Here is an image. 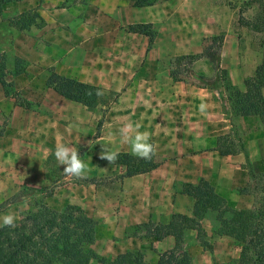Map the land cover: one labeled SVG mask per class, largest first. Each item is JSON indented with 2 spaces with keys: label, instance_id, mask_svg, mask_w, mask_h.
Returning a JSON list of instances; mask_svg holds the SVG:
<instances>
[{
  "label": "crops",
  "instance_id": "crops-1",
  "mask_svg": "<svg viewBox=\"0 0 264 264\" xmlns=\"http://www.w3.org/2000/svg\"><path fill=\"white\" fill-rule=\"evenodd\" d=\"M202 1L197 15L199 0H20L3 6L0 56L12 94L6 96L0 86V204L20 186L37 190L54 180L44 165L58 163L55 147L64 143L80 151L87 171L79 178L93 184L77 182L85 193L76 199L71 196L75 182L64 176L66 189L55 187L47 206L55 211L77 206L95 222L89 247L96 256L112 260L138 252L144 263L158 264L174 238L149 237L147 225H168L174 215H182L200 231L186 230L182 236L191 264L211 258L214 264H236L233 240L213 233L214 214L195 211L193 200L180 193L182 184L202 179L224 199L229 216L253 205L252 196L237 192L248 182L247 169L264 173V119L225 115L214 92L198 86L197 76L213 74L209 52L217 35L222 36L218 66L231 84L241 90L256 67L237 57L232 11L215 0ZM28 12L33 22L16 29L11 22ZM223 15L225 20L230 16L228 21L221 20ZM190 55L202 56L188 66L185 60L176 63ZM52 73L114 96L97 133L100 118L92 124L90 111L45 85ZM182 73L193 82L176 77ZM137 123L140 132L151 134L155 167L121 177L125 168L119 156L139 157L122 141L120 130ZM234 134L245 155H220L218 147L234 143ZM104 146L119 153L115 164L99 158ZM116 173L106 187L96 186L98 179ZM206 242L208 256L200 253Z\"/></svg>",
  "mask_w": 264,
  "mask_h": 264
},
{
  "label": "trees",
  "instance_id": "trees-1",
  "mask_svg": "<svg viewBox=\"0 0 264 264\" xmlns=\"http://www.w3.org/2000/svg\"><path fill=\"white\" fill-rule=\"evenodd\" d=\"M20 0H0V14L4 5ZM247 5H253L255 11L251 19L239 16L237 24L258 36L260 49V65L264 68V0H251ZM35 16L29 12L17 17L12 25L18 29H25ZM221 35L211 38L212 50L210 53L213 74L210 77L197 76L198 86L214 92L216 99L221 102L222 113L235 117L255 116L263 122L264 99L261 92L262 76L253 75L242 81V89L230 83L224 70L218 66V45ZM202 55L183 56L176 59V63L185 60V65L200 58ZM4 62L0 57V86L6 96L10 93L11 84H6L4 78ZM259 71V70H258ZM45 85L65 100L74 102L92 111L98 104H102L105 111L109 102L100 88L73 79L50 74ZM101 126V118L96 125V133ZM235 142H228L226 146H219L220 155L243 153L245 151L240 139L234 134ZM119 164L125 168L121 177H131L146 173L155 167L151 159L132 157L128 154L119 156ZM248 182L240 189L239 194L253 197V205L248 209H239L227 216L224 199L214 194L211 186L200 179L196 184H182L180 193L193 200V209L197 212H211L214 214L216 227L213 233L233 240L238 247L236 264H264V173H254L247 169ZM83 183L93 184V180H82ZM23 188L19 193L12 195L0 204V212L8 205L24 202L33 193H27ZM35 195L42 191H33ZM51 189L43 193V197L51 196ZM27 198V199H26ZM39 209L22 217L14 228L4 226L0 228V264H88L94 261L98 264H146L138 252L119 254L112 260L96 256L90 249L94 240L95 222L86 220L82 223V211L76 206L66 205L62 210L55 211L42 206L38 201ZM197 230L193 220L174 215L170 224L151 226L147 225V236L159 240L165 236L174 238L173 248L159 258L158 264H191L190 258L183 250L182 236L186 230Z\"/></svg>",
  "mask_w": 264,
  "mask_h": 264
},
{
  "label": "rangeland",
  "instance_id": "rangeland-1",
  "mask_svg": "<svg viewBox=\"0 0 264 264\" xmlns=\"http://www.w3.org/2000/svg\"><path fill=\"white\" fill-rule=\"evenodd\" d=\"M215 4L219 5V6L224 5L230 11H232V17H231L230 25H232V29L235 33L234 37H236L235 41H236L237 50H238L237 57H238V59H240L242 61L243 60L247 61L249 63V65H251V67H255V65H256V67L254 69V75H257L258 77H260V75L262 76L261 89L264 91V68H259V65H260V49L258 47V39L259 38H258V36H256L255 34L250 32L249 30H247L246 28L241 27L237 24V19L239 16H241L247 20L251 19V17L254 14L255 7L253 5H247L246 2H243V0H215ZM203 6H204L203 1L199 0L198 4L196 6V11H195L196 15H197V9L200 12L201 9L203 8ZM229 17H227L225 20V16L223 15V17L221 16V20L223 22L228 21ZM3 38L4 37L0 35V44L2 43ZM216 45H218V42H215V47H216ZM0 57L2 58V56H0ZM183 62L184 61H182V63ZM187 75L182 73L181 75H178L176 77H181V78L185 79L188 83L193 82V80ZM195 84L197 85L198 82ZM104 99H105V101L109 102V104L111 105L112 102L114 101V96L109 95V94L108 95L104 94ZM103 109H104V106L102 107L101 104H99L96 106L95 109L90 111L92 124H94V125L96 124V121L101 117V114L104 117V112H102ZM103 120H104V118H102V122H103ZM94 133H95V130H94ZM236 134H237V132H236ZM44 169L46 171L51 170L53 172V174H52L53 178L52 179H54V180L49 181L48 184H46L42 189L35 190V189H31V188L24 187V186H20L17 189H15L12 195L17 194L23 188H26V189H28L27 193H33L34 197H31L30 199H28L24 202H21V203H17L14 205H8L0 213V217H2L4 214H8V213L15 214L16 224H17L22 217H24V216L28 215L29 213L34 212L37 209H39L38 201L41 200L42 206L48 208L47 205L50 203V201L43 197V193H45L48 189H51L52 192H54L56 189L55 187L64 186V184H66L67 182L65 180H63V177L65 176V174L63 172V169H64L63 165H60L59 163H56L54 161H50V163H48V162L45 163ZM114 176L115 177L112 176L111 178H108V179H106V178L105 179H102V178L98 179L96 181V186L101 187V188L106 187L107 184H109V183H111L117 179L116 178V177H118L117 173ZM73 178H74V180L73 179L68 180V181H71L72 183L75 182L74 183L75 186H73L71 188L76 189V191L74 193H72L71 196H73L75 198L79 197V196L81 197L82 195H84L85 192H84V189L81 188L79 184H77V182H80L82 180V178H76V177H73ZM65 187H66V185L64 186V188ZM33 191H42V192L40 194L37 193L38 196H36L35 192H33ZM9 197H11V196H6V199ZM62 199H64V198H62ZM47 200H48V202H47ZM78 201H80V199ZM90 221H93V220H90ZM84 224H87V223H86V220L84 218V215H82L81 225H84ZM0 228H4V226L2 224V220H0ZM230 246H231V249L233 250V252L236 251V249H238L237 245L234 242H232ZM208 252H210V245L206 242L203 244V247H202V250L200 253L202 255L208 256ZM210 260H208V263L214 264L212 258ZM208 263L205 262L204 264H208ZM56 264H61V263H56Z\"/></svg>",
  "mask_w": 264,
  "mask_h": 264
},
{
  "label": "clouds",
  "instance_id": "clouds-1",
  "mask_svg": "<svg viewBox=\"0 0 264 264\" xmlns=\"http://www.w3.org/2000/svg\"><path fill=\"white\" fill-rule=\"evenodd\" d=\"M96 94L98 96L103 95V93L99 91ZM205 107L204 104H201L200 108L202 112L205 110ZM140 127L141 125L139 123H137L135 127H133L132 124L125 125L124 128L120 130L122 141L130 144L133 155L142 159H151L155 150V146L149 142L151 134L149 132H140ZM54 155L57 162L64 166L63 172L67 180H71L73 177L79 178L87 171V165L74 147L58 142L55 147ZM118 156V152L112 151L109 147L104 146L99 158L107 160L113 165L116 163ZM0 220H2L3 226L12 228L16 226L15 214H4L0 217Z\"/></svg>",
  "mask_w": 264,
  "mask_h": 264
},
{
  "label": "built area",
  "instance_id": "built-area-1",
  "mask_svg": "<svg viewBox=\"0 0 264 264\" xmlns=\"http://www.w3.org/2000/svg\"><path fill=\"white\" fill-rule=\"evenodd\" d=\"M248 1H251V0H243V2H248Z\"/></svg>",
  "mask_w": 264,
  "mask_h": 264
}]
</instances>
